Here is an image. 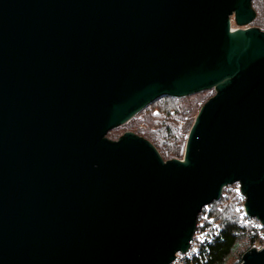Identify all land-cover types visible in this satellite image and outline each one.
I'll list each match as a JSON object with an SVG mask.
<instances>
[{
  "label": "water",
  "instance_id": "water-1",
  "mask_svg": "<svg viewBox=\"0 0 264 264\" xmlns=\"http://www.w3.org/2000/svg\"><path fill=\"white\" fill-rule=\"evenodd\" d=\"M252 3L0 0V264H172L236 184L264 227V33L231 29ZM210 89L183 160L107 138Z\"/></svg>",
  "mask_w": 264,
  "mask_h": 264
},
{
  "label": "trees",
  "instance_id": "trees-1",
  "mask_svg": "<svg viewBox=\"0 0 264 264\" xmlns=\"http://www.w3.org/2000/svg\"><path fill=\"white\" fill-rule=\"evenodd\" d=\"M252 6L257 14L253 25L262 29L264 28V0H253ZM194 96L184 101L185 106L179 99L160 98L137 116L146 122L145 129H136L134 121L128 123L125 128L135 131L136 135L151 142L164 161L181 160L187 137L201 106L203 107L209 101L205 97ZM152 117L155 118V121ZM235 189V186H228L224 190L222 198L206 207L198 216L197 222L203 214H208L214 219L217 225V236L209 244L208 251L202 253L201 260L195 259V264H225L236 251L241 237L247 239L248 247L246 253L242 255L240 263L253 247L263 245L257 228L251 220L243 216V202Z\"/></svg>",
  "mask_w": 264,
  "mask_h": 264
},
{
  "label": "built area",
  "instance_id": "built-area-1",
  "mask_svg": "<svg viewBox=\"0 0 264 264\" xmlns=\"http://www.w3.org/2000/svg\"><path fill=\"white\" fill-rule=\"evenodd\" d=\"M235 186V192L238 193V196L241 198L243 202L242 205V213L243 216L253 221V225L257 228L258 231L264 230L261 222L257 219H252L246 216L245 212V202L246 198L241 193V186L239 184L233 185ZM249 222V221H247ZM246 222V223H247ZM217 236V225L212 217L208 214H203L197 222L196 230L193 235L192 241L190 243L189 249L186 253H178L175 256V260L172 264H195V259H200L202 257V253L208 251L209 244L215 239ZM264 248V244L261 247H253L251 250L260 251Z\"/></svg>",
  "mask_w": 264,
  "mask_h": 264
},
{
  "label": "rangeland",
  "instance_id": "rangeland-1",
  "mask_svg": "<svg viewBox=\"0 0 264 264\" xmlns=\"http://www.w3.org/2000/svg\"><path fill=\"white\" fill-rule=\"evenodd\" d=\"M255 21V20H254ZM253 21V22H254ZM253 22L251 23V24H249V25H247V26H243V27H241V26H239V25H237V23H236V21H235V17H232L231 18V26H232V28L233 29H248V28H253V27H255L254 25H253ZM255 28H259V27H255ZM263 33H264V28H259ZM196 95V97L198 96L199 98L200 97H205L207 100H210L211 98H213L215 95H216V90L215 89H210V90H207V91H204V92H201V93H197V94H195ZM191 97H195L194 95H192V96H188V97H185V98H174V99H179L180 101H181V103H182V105L183 106H185V103H184V101L185 100H187V99H189V98H191ZM146 109V108H145ZM201 109H202V106H201ZM200 109V110H201ZM200 112V111H199ZM141 113V112H140ZM199 114V113H198ZM139 115V114H138ZM137 115V116H138ZM137 116H135L131 121H134V122H136V124H135V128L137 129V128H139V129H145L146 128V122H143V119H140V118H138ZM198 116V115H197ZM197 118V117H196ZM135 119H139L138 121H136ZM152 119L155 121V118L154 117H152ZM151 119V120H152ZM196 120V119H195ZM130 121V122H131ZM146 121H149L148 119H146ZM129 122V123H130ZM128 124V123H127ZM127 124H125V125H123V126H121V127H118V128H116V129H114L113 131H111L110 133H108V135H107V138L109 139V140H111V141H113V142H116V141H118L119 140V138L121 137V136H124V134L125 133H133V134H135V131H131V130H128L127 128H125V126L127 125ZM136 135V134H135ZM138 136V135H137ZM140 137V136H139ZM141 138H143V137H141ZM143 139H145V138H143ZM146 140V139H145ZM187 142V141H186ZM153 145V144H152ZM154 146V145H153ZM155 147V146H154ZM156 148V147H155ZM159 152V151H158ZM160 154V153H159ZM184 155H185V151H184ZM184 155H183V157H182V159L181 160H183V158H184ZM176 160H180V159H176ZM169 161H171V160H169ZM165 162H167V161H165ZM253 222V221H252ZM252 224H254V223H252ZM259 234H260V236H261V238H262V242H263V244H264V230H261V231H259ZM247 247H248V245H247V239L245 238V237H241L240 239H239V242H238V245H237V249H236V251L232 254V256L229 258V260L225 263V264H242V263H240V261H241V258H242V255H244V253H246V250H247Z\"/></svg>",
  "mask_w": 264,
  "mask_h": 264
},
{
  "label": "bare ground",
  "instance_id": "bare-ground-1",
  "mask_svg": "<svg viewBox=\"0 0 264 264\" xmlns=\"http://www.w3.org/2000/svg\"><path fill=\"white\" fill-rule=\"evenodd\" d=\"M231 29H233L232 26H231Z\"/></svg>",
  "mask_w": 264,
  "mask_h": 264
}]
</instances>
